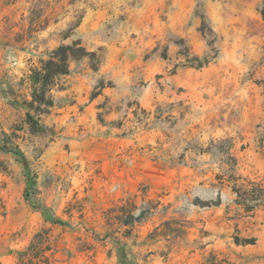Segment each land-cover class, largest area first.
Instances as JSON below:
<instances>
[{
    "label": "rangeland",
    "instance_id": "rangeland-1",
    "mask_svg": "<svg viewBox=\"0 0 264 264\" xmlns=\"http://www.w3.org/2000/svg\"><path fill=\"white\" fill-rule=\"evenodd\" d=\"M0 264H264V0H0Z\"/></svg>",
    "mask_w": 264,
    "mask_h": 264
},
{
    "label": "trees",
    "instance_id": "trees-1",
    "mask_svg": "<svg viewBox=\"0 0 264 264\" xmlns=\"http://www.w3.org/2000/svg\"><path fill=\"white\" fill-rule=\"evenodd\" d=\"M81 58L94 59L95 54L88 52L84 47H82L80 41H75L71 45H62L52 51L49 60L43 63L41 69L34 71L32 75L34 84L39 85L41 88V92L38 93L40 100L35 102L50 106V102L46 103L44 101L47 89L52 85L57 77L68 74L70 60H77ZM207 64L208 61L205 59V62L200 63L198 68H202ZM30 120L33 119L30 118ZM10 153L22 164L24 169L28 171L27 160L23 153L18 150L10 151ZM238 194L239 193H237V196H239ZM243 206L245 207V205ZM245 243H249V241H245Z\"/></svg>",
    "mask_w": 264,
    "mask_h": 264
}]
</instances>
